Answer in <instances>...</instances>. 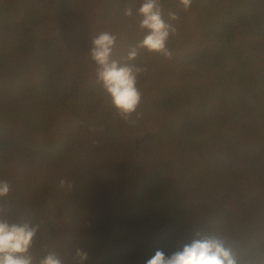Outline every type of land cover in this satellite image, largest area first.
I'll list each match as a JSON object with an SVG mask.
<instances>
[{"label": "trees", "instance_id": "obj_1", "mask_svg": "<svg viewBox=\"0 0 264 264\" xmlns=\"http://www.w3.org/2000/svg\"><path fill=\"white\" fill-rule=\"evenodd\" d=\"M142 3L0 0V220L39 225L36 260L147 264L217 234L264 264V0H161L170 58L128 60ZM101 32L146 69L135 123L97 80Z\"/></svg>", "mask_w": 264, "mask_h": 264}, {"label": "clouds", "instance_id": "obj_2", "mask_svg": "<svg viewBox=\"0 0 264 264\" xmlns=\"http://www.w3.org/2000/svg\"><path fill=\"white\" fill-rule=\"evenodd\" d=\"M192 3L193 0H180L186 11ZM137 14L141 17L140 27L146 34L129 51L127 59L135 60L139 49L170 58L167 43L170 36L177 32L171 22L177 21L179 17L169 12L165 20L161 0H143ZM125 15L131 16V9L126 10ZM116 39L110 32H101L92 40L90 55L97 65V80L110 98L117 115L125 123H135L130 118L133 114L139 115L137 110L142 103V93L137 87L138 76L146 69L121 64L113 59ZM9 192L10 185L0 181V198ZM38 231L39 225L9 224L0 220V264H63L61 258L52 252L40 260L34 259L30 249ZM77 255L81 261L87 260V254L79 249ZM147 264H251V248L221 235L198 234L170 256L158 250Z\"/></svg>", "mask_w": 264, "mask_h": 264}]
</instances>
